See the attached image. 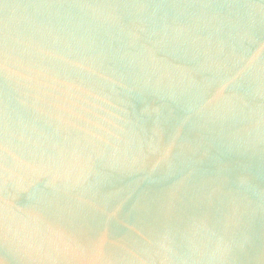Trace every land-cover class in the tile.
Returning a JSON list of instances; mask_svg holds the SVG:
<instances>
[{
	"label": "water",
	"instance_id": "water-1",
	"mask_svg": "<svg viewBox=\"0 0 264 264\" xmlns=\"http://www.w3.org/2000/svg\"><path fill=\"white\" fill-rule=\"evenodd\" d=\"M0 264H264V0H0Z\"/></svg>",
	"mask_w": 264,
	"mask_h": 264
}]
</instances>
